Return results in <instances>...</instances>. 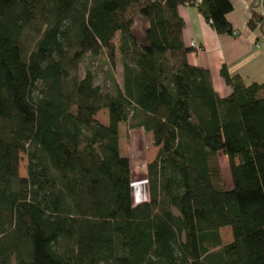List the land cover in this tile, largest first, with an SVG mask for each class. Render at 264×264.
Segmentation results:
<instances>
[{"label":"trees","instance_id":"16d2710c","mask_svg":"<svg viewBox=\"0 0 264 264\" xmlns=\"http://www.w3.org/2000/svg\"><path fill=\"white\" fill-rule=\"evenodd\" d=\"M181 7L238 34L231 0H0V264H264V82L224 66L222 97L188 62ZM122 124L158 149L139 204Z\"/></svg>","mask_w":264,"mask_h":264},{"label":"crops","instance_id":"0c3cea01","mask_svg":"<svg viewBox=\"0 0 264 264\" xmlns=\"http://www.w3.org/2000/svg\"><path fill=\"white\" fill-rule=\"evenodd\" d=\"M231 2L234 10L228 15V19L238 33L235 36L217 34L195 7L179 9V14L185 22L183 36L186 45L191 47L192 42H195L199 47L194 48L188 55V62L210 70L214 87L222 97L229 96L232 92L221 76L224 66L231 74L242 75L247 83L264 82V25L255 30L248 25L253 10L264 18V0ZM138 23L144 34L148 22L139 20ZM135 32L134 28L133 33L136 36ZM144 37H141L143 41ZM133 174L132 169V176ZM232 240L233 238L230 242Z\"/></svg>","mask_w":264,"mask_h":264},{"label":"rangeland","instance_id":"374dc122","mask_svg":"<svg viewBox=\"0 0 264 264\" xmlns=\"http://www.w3.org/2000/svg\"><path fill=\"white\" fill-rule=\"evenodd\" d=\"M144 20V19H140ZM139 20L136 21L135 34L139 42H143V31L140 29ZM117 67L115 75L117 80H122V67L117 59ZM87 65L97 73L96 82L103 86L105 92L111 91V83L108 80L109 62L106 60H93L89 58ZM97 119L107 125L109 123V116L107 111H102ZM152 134H147L142 130L128 131L124 124L121 125V137L118 142V149L121 155H128L133 169V196L136 203H142L149 199V188L147 180V165L154 161L157 156L158 149L153 146ZM218 160L221 166L223 175V184L226 190L233 186L232 171L230 159L223 153L218 154ZM22 175H25V162L21 167ZM223 241L230 242L233 238L231 228H225L221 231Z\"/></svg>","mask_w":264,"mask_h":264},{"label":"built area","instance_id":"2783aa9c","mask_svg":"<svg viewBox=\"0 0 264 264\" xmlns=\"http://www.w3.org/2000/svg\"><path fill=\"white\" fill-rule=\"evenodd\" d=\"M191 47L196 48V49L199 48V47L196 45L195 42H192Z\"/></svg>","mask_w":264,"mask_h":264}]
</instances>
